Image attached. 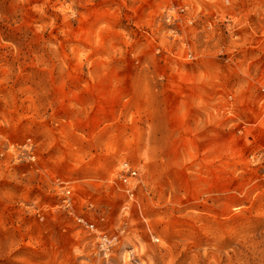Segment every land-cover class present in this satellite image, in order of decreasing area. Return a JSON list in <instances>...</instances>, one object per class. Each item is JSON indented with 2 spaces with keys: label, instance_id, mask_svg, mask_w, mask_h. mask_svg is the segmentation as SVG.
<instances>
[{
  "label": "rangeland",
  "instance_id": "rangeland-1",
  "mask_svg": "<svg viewBox=\"0 0 264 264\" xmlns=\"http://www.w3.org/2000/svg\"><path fill=\"white\" fill-rule=\"evenodd\" d=\"M124 161L106 264H264V0H0V264H105L53 181L116 225Z\"/></svg>",
  "mask_w": 264,
  "mask_h": 264
},
{
  "label": "built area",
  "instance_id": "built-area-1",
  "mask_svg": "<svg viewBox=\"0 0 264 264\" xmlns=\"http://www.w3.org/2000/svg\"><path fill=\"white\" fill-rule=\"evenodd\" d=\"M189 58H192L189 56ZM32 161L34 157L30 158ZM137 171L132 168L129 162L124 161L119 164L114 178L109 180V187L122 193L126 201L121 207V219L116 225L109 222V216L103 206L90 200L80 198V186H76L74 181L61 180L55 178L53 181L56 187L55 195L58 203L55 205L56 211L68 220L76 233L85 234L92 243L93 256L105 260L116 253L125 238L126 227L129 216L136 213L139 220L146 226V230L153 243H158V238L151 233L146 218L143 214L142 206L139 203L136 190ZM84 190V189H83ZM95 193L104 191V187H93ZM42 220V218H40ZM70 226V227H71ZM68 227H62V232H66ZM125 255L122 257L124 259Z\"/></svg>",
  "mask_w": 264,
  "mask_h": 264
},
{
  "label": "crops",
  "instance_id": "crops-1",
  "mask_svg": "<svg viewBox=\"0 0 264 264\" xmlns=\"http://www.w3.org/2000/svg\"><path fill=\"white\" fill-rule=\"evenodd\" d=\"M88 147H89V145L87 144L86 146H84L83 149L88 150Z\"/></svg>",
  "mask_w": 264,
  "mask_h": 264
}]
</instances>
